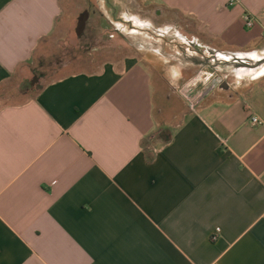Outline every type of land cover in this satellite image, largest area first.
Wrapping results in <instances>:
<instances>
[{
	"label": "crops",
	"instance_id": "obj_1",
	"mask_svg": "<svg viewBox=\"0 0 264 264\" xmlns=\"http://www.w3.org/2000/svg\"><path fill=\"white\" fill-rule=\"evenodd\" d=\"M143 1L207 50L264 56V0ZM62 13L0 0V91L61 40ZM130 51L0 105V264H264V65L192 108L199 76L168 96Z\"/></svg>",
	"mask_w": 264,
	"mask_h": 264
},
{
	"label": "rangeland",
	"instance_id": "obj_2",
	"mask_svg": "<svg viewBox=\"0 0 264 264\" xmlns=\"http://www.w3.org/2000/svg\"><path fill=\"white\" fill-rule=\"evenodd\" d=\"M84 11L89 12V19L84 33L77 36L75 32L77 20ZM154 13L155 7L143 0H63V13L56 29V36L62 37L61 40L56 45L48 43L42 46L34 60L30 78L17 88L0 91V105L24 101V95L29 92L33 82L37 85L40 81L39 77L42 81H52L77 72H97L103 63L118 61L133 53L130 51L133 49L126 46L121 37L113 34V22L120 21L123 17L133 16L145 21L148 28L155 34L166 25L164 30L169 36H166V39L159 43L160 45H154L155 49L150 46V43L154 44L156 38L148 37V43L142 38L140 42L142 47L137 44L140 52L133 50L141 55L139 56L142 57L143 63L152 72L153 78L165 94L176 97V92L182 83L197 76L202 78L197 81L194 88L196 90L190 93L191 97L209 88L213 90L220 88L221 86L214 84V79L224 80L227 72L221 70L213 72L204 69L203 66L187 65L178 60L182 59L183 55L178 47L186 46L177 36L184 33L177 26L165 23L171 21L180 24L181 29L187 32L185 35L191 38L192 34L195 37L198 33L193 20L176 14L156 18ZM135 22L140 25L139 20L135 19ZM204 71H209L206 77ZM186 94L189 95L188 89ZM178 97L183 102L181 95ZM171 129L172 127L164 132L165 137Z\"/></svg>",
	"mask_w": 264,
	"mask_h": 264
},
{
	"label": "flooded vegetation",
	"instance_id": "obj_3",
	"mask_svg": "<svg viewBox=\"0 0 264 264\" xmlns=\"http://www.w3.org/2000/svg\"><path fill=\"white\" fill-rule=\"evenodd\" d=\"M84 12H88V11H84ZM154 14L157 16L156 18H159V17L162 18V16L158 15L157 11H155ZM135 19L140 21V25L136 24ZM168 22L169 21H167L165 24L177 26V28H179L184 33L183 35L185 37H188L187 34L185 35V33L187 32L184 29H181L180 24L174 23L171 21L170 23ZM113 27H114L113 34L121 37L122 40L125 42L126 46H128L129 48L133 50H136L137 52H140L139 48L142 47V45L140 44L142 38L146 39L147 43H148V37L156 38L154 44L150 43V46H152V48L155 49L156 46L154 45H158L159 43L164 41V39H166L165 38L166 36H169V34L165 32L164 27L158 30L156 34L152 33L153 31H151L150 28H148V25L145 23V21H143L142 19L136 16L123 17L120 19V21L113 22ZM175 31L177 32V30ZM177 38H180V40L183 42V45L186 46V47H178L179 52H182L183 54L187 56L206 57L210 59L207 64L203 65L204 69H208L209 71L214 72L216 70H219L217 67L223 66L224 60H222V58L218 56H214L212 54L210 55L209 51L204 46H202L201 43H199L198 41L196 42L194 36H191V38L188 37L189 40H184L185 38H181L178 34ZM137 44H139L140 47ZM164 45L165 43L163 42V47ZM209 71L203 72L205 77L209 74ZM200 78H202V76Z\"/></svg>",
	"mask_w": 264,
	"mask_h": 264
},
{
	"label": "water",
	"instance_id": "obj_4",
	"mask_svg": "<svg viewBox=\"0 0 264 264\" xmlns=\"http://www.w3.org/2000/svg\"><path fill=\"white\" fill-rule=\"evenodd\" d=\"M89 18L88 12L82 13L77 20L75 32L77 36H81L85 29ZM181 38H185L182 34H179ZM210 55L218 56L224 60V64L221 67H217L219 70L227 72L228 75H240L247 73H254L264 65V56H255L252 53L249 54H238L232 52H220L213 49H208ZM180 62L186 64H193L195 66H203L208 63L210 59L206 57H196L182 55V59H178ZM220 66V65H218ZM242 71V72H241Z\"/></svg>",
	"mask_w": 264,
	"mask_h": 264
},
{
	"label": "built area",
	"instance_id": "obj_5",
	"mask_svg": "<svg viewBox=\"0 0 264 264\" xmlns=\"http://www.w3.org/2000/svg\"><path fill=\"white\" fill-rule=\"evenodd\" d=\"M243 20L245 22L246 27H248V28H252L256 23V20L250 14H247V13H245L243 15ZM214 80H215L214 84H216L217 86H221L225 82V80H223L221 78H218V80L217 79H214ZM213 86L215 87V85H213ZM212 91H214V90L212 88H209V89L205 90L204 92H202L201 94L195 95V97H193V96L191 97L190 94L187 95L186 91L184 92L183 89L180 90V93L183 95V97H185L187 99L190 106L192 108H195L199 104V102L205 96L210 94ZM251 123L253 125H261L262 121L257 116L253 115V116H251ZM217 232H219V230H217ZM214 239H215V237L212 238V240H214Z\"/></svg>",
	"mask_w": 264,
	"mask_h": 264
},
{
	"label": "trees",
	"instance_id": "obj_6",
	"mask_svg": "<svg viewBox=\"0 0 264 264\" xmlns=\"http://www.w3.org/2000/svg\"><path fill=\"white\" fill-rule=\"evenodd\" d=\"M170 140V137L169 138H167V141H169Z\"/></svg>",
	"mask_w": 264,
	"mask_h": 264
}]
</instances>
